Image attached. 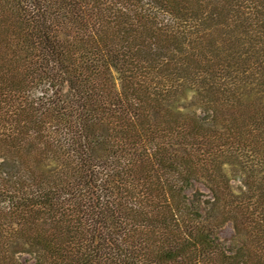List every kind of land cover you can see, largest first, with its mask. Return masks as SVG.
Returning <instances> with one entry per match:
<instances>
[{
    "label": "trees",
    "instance_id": "1",
    "mask_svg": "<svg viewBox=\"0 0 264 264\" xmlns=\"http://www.w3.org/2000/svg\"><path fill=\"white\" fill-rule=\"evenodd\" d=\"M23 262L264 264V0H0Z\"/></svg>",
    "mask_w": 264,
    "mask_h": 264
},
{
    "label": "rangeland",
    "instance_id": "2",
    "mask_svg": "<svg viewBox=\"0 0 264 264\" xmlns=\"http://www.w3.org/2000/svg\"><path fill=\"white\" fill-rule=\"evenodd\" d=\"M232 234V227L230 224H226L219 232V236L222 239H228ZM23 264H30V262H23Z\"/></svg>",
    "mask_w": 264,
    "mask_h": 264
}]
</instances>
